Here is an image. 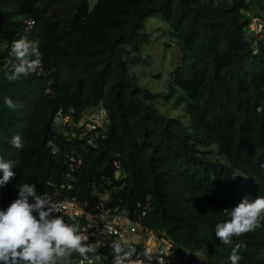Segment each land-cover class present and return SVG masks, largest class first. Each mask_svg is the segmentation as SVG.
<instances>
[{
    "label": "trees",
    "instance_id": "1",
    "mask_svg": "<svg viewBox=\"0 0 264 264\" xmlns=\"http://www.w3.org/2000/svg\"><path fill=\"white\" fill-rule=\"evenodd\" d=\"M251 5L257 18L264 16V0H0V157L16 163V176L0 186V210L30 178L41 188L58 177L65 152L81 146L52 129L57 110L92 113L102 106L109 125L101 141L79 150L82 198L102 175L112 179V162L120 161L126 178L115 199L131 209L149 200L151 224L186 249L187 262L197 254L203 264H230V246L240 238L247 247L239 264H264V220L230 245L215 235V225L230 219L223 210L244 198L239 190L201 192L220 154L248 167L264 162V20L260 35L250 29L244 12ZM156 15L179 50L170 79L177 88L167 94L179 90L174 105L183 113L176 116L162 112L154 103L159 94L141 87L130 70L146 60L144 24ZM23 35L37 43L42 68L9 82L5 73L18 63L11 44ZM5 97L18 108L10 109ZM15 135L22 149L11 145Z\"/></svg>",
    "mask_w": 264,
    "mask_h": 264
},
{
    "label": "clouds",
    "instance_id": "2",
    "mask_svg": "<svg viewBox=\"0 0 264 264\" xmlns=\"http://www.w3.org/2000/svg\"><path fill=\"white\" fill-rule=\"evenodd\" d=\"M31 25L28 21L27 28ZM262 31L263 22L261 29L254 32L260 35ZM11 51L18 63L11 72L5 73L9 82L42 68L37 43L25 35L12 42ZM4 102L10 109L18 108L8 97ZM107 117V110L102 106L92 113L59 108L54 114L52 129L81 146L65 152V168L58 177L46 179L41 188L30 178L11 192L14 201L6 210H0V264H101L102 261L108 264H190L186 261V249L162 227L151 224L153 206L149 200L136 202L131 209L121 205V198L115 199L117 188L123 186L118 182L126 178L120 161L112 162V179L102 175L98 183L89 186V198L79 195L82 188L77 185V174L83 164L79 150L97 147L99 137L104 135L101 131L109 125ZM49 144L53 145L51 153L56 154L53 142ZM11 145L22 149V137L13 136ZM220 156L219 164L202 174L201 192L235 188L239 190L238 196L244 197L235 207L223 210L229 220L215 225L216 237L221 246H226L234 243V236L241 237L261 227L264 191L260 186L264 183V162L261 166L248 167L244 163L224 161ZM14 166V161L0 157V186L16 176ZM206 174L211 176L208 182ZM255 187L259 192H252ZM251 195L256 198L250 201L248 196ZM4 196L10 200L5 191ZM246 247L240 238L230 246V264H239L242 259L239 253ZM203 263L204 257L196 254L193 264Z\"/></svg>",
    "mask_w": 264,
    "mask_h": 264
},
{
    "label": "rangeland",
    "instance_id": "3",
    "mask_svg": "<svg viewBox=\"0 0 264 264\" xmlns=\"http://www.w3.org/2000/svg\"><path fill=\"white\" fill-rule=\"evenodd\" d=\"M244 13L252 19L250 29L258 32L264 16L255 18L257 17L255 5H251L250 9H245ZM143 31L148 34V42L143 45L140 53L146 60L132 64L130 70L137 76L141 87L159 94L154 103L162 112H166L169 116L179 115L183 113V108L174 105L179 90L173 96H167L170 93V86L177 88L176 82L171 83L170 79L173 78L175 60L179 57V50L171 29L166 21L156 15L145 20ZM183 121L189 125V116L187 115Z\"/></svg>",
    "mask_w": 264,
    "mask_h": 264
},
{
    "label": "built area",
    "instance_id": "4",
    "mask_svg": "<svg viewBox=\"0 0 264 264\" xmlns=\"http://www.w3.org/2000/svg\"><path fill=\"white\" fill-rule=\"evenodd\" d=\"M97 260H98V258H97ZM75 264H77V263H75ZM97 264H98V262H97ZM101 264H108V262L107 261H102Z\"/></svg>",
    "mask_w": 264,
    "mask_h": 264
}]
</instances>
